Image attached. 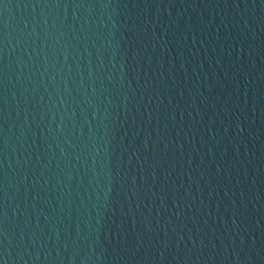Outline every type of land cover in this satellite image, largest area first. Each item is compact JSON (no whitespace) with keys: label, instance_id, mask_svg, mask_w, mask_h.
<instances>
[{"label":"water","instance_id":"95a60500","mask_svg":"<svg viewBox=\"0 0 264 264\" xmlns=\"http://www.w3.org/2000/svg\"><path fill=\"white\" fill-rule=\"evenodd\" d=\"M2 264H264V0H0Z\"/></svg>","mask_w":264,"mask_h":264},{"label":"snow or ice","instance_id":"6c2138e0","mask_svg":"<svg viewBox=\"0 0 264 264\" xmlns=\"http://www.w3.org/2000/svg\"><path fill=\"white\" fill-rule=\"evenodd\" d=\"M0 264H2V262H0Z\"/></svg>","mask_w":264,"mask_h":264}]
</instances>
